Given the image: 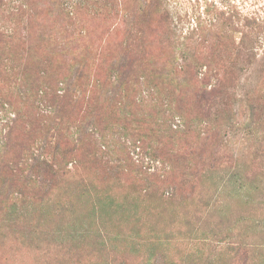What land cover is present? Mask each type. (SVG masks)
I'll list each match as a JSON object with an SVG mask.
<instances>
[{"label": "rangeland", "instance_id": "1", "mask_svg": "<svg viewBox=\"0 0 264 264\" xmlns=\"http://www.w3.org/2000/svg\"><path fill=\"white\" fill-rule=\"evenodd\" d=\"M55 1L0 0V28L12 25L10 12L30 3L33 17L25 15L19 27L31 23L38 33L54 34L55 79L65 80L75 61L97 64L96 73L87 70L83 110L75 116L80 118L96 106L88 99L96 98L98 81L114 82L110 58H98L109 57L127 24L116 20L102 27L87 20L84 32L89 36L82 40L58 19L57 9L68 2L59 7ZM164 8L170 12L173 34L157 32L144 43H133L141 48L138 70L132 72L140 86L120 90L116 99L109 82L101 87L106 86V101L93 147L65 158V176L47 201L16 200L15 214L10 204L5 214L0 212V264H264V0H165ZM217 11L226 17L236 11L255 21L234 23L243 31L234 33L236 49L221 37L232 27H219ZM199 23L208 29L200 38L191 35ZM242 33L255 47L251 55L239 50ZM184 42L188 47L204 44L196 49L201 85L176 89L162 85V79L148 85L140 78L146 73L157 79L170 65H182ZM150 44L155 57L143 53ZM211 58H220L229 84L211 73ZM176 78L183 81L180 75ZM171 102L175 114L194 122L193 131L173 142L150 138L145 120L158 118V109ZM23 128V140L24 133L37 137L35 125ZM137 139L144 145L134 150L130 144ZM105 141L108 154L95 157L93 148L105 151ZM122 144L130 151L124 153ZM147 187L158 189V197L149 196Z\"/></svg>", "mask_w": 264, "mask_h": 264}, {"label": "trees", "instance_id": "2", "mask_svg": "<svg viewBox=\"0 0 264 264\" xmlns=\"http://www.w3.org/2000/svg\"><path fill=\"white\" fill-rule=\"evenodd\" d=\"M64 1L68 2L66 7L61 6ZM55 2H58L59 7L61 6L57 9L58 19L63 20L62 24L74 28L79 39L87 40L86 36L89 35L84 30L87 20L91 19L99 21L102 27L112 23L115 25L116 20H119V23L127 24V30L124 31L119 42L110 47L109 57H104L102 54L103 56L100 55L98 58L99 62L110 58L109 67L114 73V82L100 79L95 86L96 98L88 99L89 105H96L91 111L93 115L82 114L80 118H75L83 110L82 105L86 98L85 80L89 78L87 70H94L97 64L90 62V59L75 61L69 65L65 80L58 81L52 68L58 58V52L52 49V44L56 40L54 34H45L43 31L38 33L31 23L25 25L23 29L19 27L25 15L29 18L33 17L30 3L26 5V9L23 7L24 4H21L16 12L14 10L10 12L11 20L8 22L12 25H8L5 30L0 28V212L2 214L6 213L9 204L10 210L15 214L16 200L29 198L32 201L36 197L41 201L48 200L58 180L65 176V158L78 154L84 147H93L92 140L95 138L93 134L96 132L99 134L101 123H98V120L102 116L106 101L104 98L106 86L102 89L101 87L109 82L107 86L113 88V99H116L120 90L128 91L131 85L140 86L139 79L134 78L135 74L133 75L132 72L136 73L138 70L136 66L138 60L140 61L141 48H135L133 43L137 40L144 43L150 37L156 36L157 32L173 34L170 12L164 8L165 0H56ZM2 4L3 2H0V6ZM217 16L221 29L228 25L232 27L227 32H221L223 34L221 37L230 40V45L234 49H236L234 33L243 32L233 27L234 23L242 20L245 26L255 24V21L242 17L236 11L229 17L225 16V12L217 11ZM216 24L211 25L216 26ZM22 30L25 31V35L22 34ZM206 30L207 27L199 23L196 31L193 30L191 35H199L200 38V33ZM183 45L185 50L181 58L184 62L182 65L179 67L170 65L169 68L166 66L168 68L166 75L161 73L157 79L146 73L140 78L143 77L148 85L162 79V85L164 82L167 87L176 89L182 88V85L191 86L192 83L201 85L203 82L199 81L197 76L201 74L202 67L197 54L199 46L202 48L204 44L200 42L195 47H188L184 42ZM239 45H241L239 50L246 51L250 55V50H255L253 43L251 45L248 42L245 33H242ZM144 49L143 53L146 57H155L151 44ZM196 49H198L197 53ZM50 52L54 54L52 59L49 58ZM214 59L211 58L208 62L211 73L215 72L216 76L221 75L225 78L222 79V84H229V72L220 67V58L216 61ZM94 72L96 73V70ZM178 75L183 78L182 82L177 80ZM219 84L222 85L220 82ZM157 87L158 84L151 90ZM100 89L101 94L98 91ZM173 104V102L169 103L167 109L163 107L158 109L156 112L158 118L152 121L148 118L145 120L149 125L147 133L150 134V138L173 142L193 131L194 122L186 119L184 115L175 114L176 108ZM178 117L182 121H177ZM88 118L91 124H87ZM27 124L37 127L35 131L37 137L34 134L24 133V138L27 140H23L21 137L22 132L25 131L23 126ZM91 125H96L95 129H97L89 130ZM142 143L144 141L137 139L130 145L135 150L138 145L139 148L142 147L144 145ZM33 146L36 147L35 151ZM104 146L105 151L102 147L97 151L93 148L95 157L108 154L106 151L110 149L109 143L105 141ZM121 150L125 153L129 147L122 144ZM149 189L150 187L146 188L149 196L158 197V189L152 188L151 191ZM177 190L174 188L173 192L176 193ZM16 194L19 198H15ZM238 254L240 252H236L235 257H240Z\"/></svg>", "mask_w": 264, "mask_h": 264}]
</instances>
